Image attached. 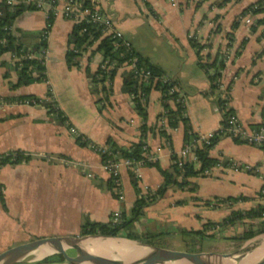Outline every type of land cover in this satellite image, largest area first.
Returning <instances> with one entry per match:
<instances>
[{
    "label": "crops",
    "instance_id": "crops-1",
    "mask_svg": "<svg viewBox=\"0 0 264 264\" xmlns=\"http://www.w3.org/2000/svg\"><path fill=\"white\" fill-rule=\"evenodd\" d=\"M222 1L105 0L103 3L134 52L148 59L184 92L186 118L196 135L215 132L222 125L217 105L219 92L212 89L210 80L213 69L209 66L216 58L223 61L220 80L229 91V109L238 120L253 128L260 125L264 116V12L251 13L260 0H229L223 4ZM247 9L250 10L243 14ZM246 18L252 19V23L246 24ZM14 24L26 47L39 43L47 25L42 11H27ZM146 25L163 32L182 48L178 64L162 59L152 61L144 53L137 39L145 34ZM73 28L74 23L61 16L55 18L47 40L45 82L12 89L17 83V73L9 55L3 56L0 156L20 151L29 160L0 168V253L39 239L77 238L86 221L109 223L115 212L130 218L136 201L153 195L162 186L164 179L159 169L143 167L140 178L134 177L139 190L136 194L130 172L122 169L123 200H119L114 187L109 188L110 178L102 169L100 156L87 144H81L71 129L96 146L112 142L128 149L144 138L152 151L160 150L157 165L169 172L171 155L178 154L184 146V126L180 123L170 130L167 121H162L160 92L152 91L149 96L148 131L142 135L143 121L134 110L132 97L121 91L125 70L117 72L111 91L93 87L87 71L95 74L103 61L97 51L99 43L82 54L78 66L68 65L67 54L72 49L68 40ZM189 35L203 47L201 62L190 45ZM28 97L54 101L64 120L50 114L44 103L20 104L19 99ZM162 129L170 142L160 135ZM209 157L264 166V144L251 146L222 138ZM189 183L183 190L170 188L163 197L167 200L165 204L176 210L188 226L187 231L202 230L208 222L220 223L231 211H248L264 204L262 175L216 170L210 177L191 178ZM228 198L243 200L214 208L205 204ZM159 206H163L162 199L143 213ZM140 218L134 225L138 234L150 229L148 224L140 223ZM211 231L214 230L206 233L210 235Z\"/></svg>",
    "mask_w": 264,
    "mask_h": 264
},
{
    "label": "trees",
    "instance_id": "trees-1",
    "mask_svg": "<svg viewBox=\"0 0 264 264\" xmlns=\"http://www.w3.org/2000/svg\"><path fill=\"white\" fill-rule=\"evenodd\" d=\"M229 0H223L222 4ZM256 9L252 10V13H262L264 12V0H260L257 2ZM253 7V8H254ZM251 9V8H250ZM243 12L245 14L248 10ZM0 10L3 12V17L0 19V38L5 39V45H0V56L12 52L19 55L21 52L26 50V46L23 45L20 38H14L7 36L6 33L3 31L5 26H9L14 24L16 19L21 16L23 13L27 11H35L32 8H25V7H15L12 10H9L8 7L5 5V0H2L0 3ZM53 18L49 19V23H54ZM262 22V21H261ZM89 29V26L86 25H74L73 31L69 37V45L72 46V49L69 50L67 54V63L71 66H78L79 65V58L82 56L84 52H86L90 47H92L95 42L100 40V36L98 34L93 35V39H89L86 34L82 33L84 28ZM41 36V35H40ZM40 39V37H39ZM190 45L196 51V55L198 61L201 62L202 58L200 56V52L203 49L195 40H189ZM40 47H47L46 43H38L36 46L32 47L35 51L40 49ZM97 51L101 53L103 57V61H107L110 65H114L118 68L119 65L123 63V59L120 58L119 50H115L113 47V43L109 38H104L99 41V45L97 47ZM134 54L138 57L139 65L146 68L151 73V78L148 83H138V81L134 78V75L130 72H126L123 77V84L121 91L124 94H127L132 97V102L134 105V110L138 113V116L142 119L143 124L141 126V133L146 134L148 131L146 122H147V103L150 94L152 91H158L161 94V101L163 110L166 114L163 113V116L167 119L168 128L170 130H175L179 124L181 123L184 126V146H187L191 149L193 154L197 157L200 166L197 167L193 162H187L182 168H178L176 164L172 163L171 171H164L159 168L157 163L148 165V167H157L160 171L161 176L164 179L162 186L153 194L148 195L147 197H143L136 201L132 214L130 218L122 217L120 223L113 224L112 222L109 223H90L86 221L83 226L81 227L80 236H101V237H119L125 238L132 241H140L141 238L147 239L146 236H141L134 231V225L137 220L142 216L143 210L150 205L154 204L156 201L161 200L166 192L170 188H178V189H186L190 186L189 179L199 177L201 173L214 165L217 161L211 159L209 157V153L211 149L217 144V142L225 137L215 136L212 140L210 145H203L202 147H198L195 145L197 136L192 132L187 118H183V112H185V108L181 104H175L172 108L169 104L170 101H175V95H169V90L176 86L177 84L172 80L168 83H162L157 80V78L164 76L162 71L152 64L149 63L148 59L140 57L137 53ZM21 67L18 66L13 67V70L17 73V83L12 86V89H16L22 86H28L34 83L45 82L46 75H45V65L43 66L38 61H22ZM213 69L212 75H210V80L212 83V89L215 91L217 89L214 82L221 77V71L224 68L223 61L219 59H215L209 68ZM117 68L114 71H110L109 73H104L100 69L95 74H91L89 71L88 77L91 80V83L94 88L100 87L103 91H111V87L105 86V82L108 80L113 82L114 77L116 76L118 70ZM101 76V79L97 81L96 77ZM49 97L51 95H48ZM29 99H36L32 97L22 98L21 100H29ZM38 100V99H36ZM144 101V102H143ZM44 106L48 109L49 113L54 115L55 117L62 119V115L58 110L52 108L51 104L48 102H43ZM225 101L218 99L217 105L220 109L221 114L223 117H226L227 114L233 113L231 109L225 112L224 107ZM145 105V106H144ZM224 125V121L222 122ZM256 128V127H253ZM160 135L170 142V137L168 134L162 129ZM144 137V136H142ZM79 141V140H78ZM80 142V141H79ZM83 144V143H81ZM145 144L144 138H142L139 142L131 145L130 148H121L113 144L112 142H107L106 146L108 147L109 151L113 154H117V157L131 159V160H139L142 158V147ZM106 156H101V160L104 162ZM172 161L175 160V155L172 154L171 157ZM29 160V157L26 156L24 153L20 151L10 152L5 155L0 156V168L7 166V165H19L22 163H26ZM130 177L132 179V184L134 186L136 194H138L139 190L137 188L136 180L132 173H130ZM109 188H113L112 181H109ZM193 191L192 188H189ZM243 199H233L228 198L230 204L236 203ZM213 202H219L220 200H215ZM206 205H210L211 202H205ZM231 207V206H230ZM244 221H257L258 224L256 228L249 229L248 231H244L241 237L238 238L240 242H247L259 235L264 234V204L258 205L256 208L250 209L248 211H231L228 217H226L220 223H206L202 230L198 231H187L183 230L181 232L182 237L184 240L190 238L192 245H195L197 240H201L204 237H212L213 235H209L206 232L208 230H216V228L225 229L230 226H234L237 223H242ZM123 233V235H122ZM152 238V236L148 237ZM142 243L148 244L147 241ZM197 252L195 249L192 252ZM63 258L60 255H50L49 257L44 258L42 261L37 262L35 264H54V263H62Z\"/></svg>",
    "mask_w": 264,
    "mask_h": 264
},
{
    "label": "built area",
    "instance_id": "built-area-1",
    "mask_svg": "<svg viewBox=\"0 0 264 264\" xmlns=\"http://www.w3.org/2000/svg\"><path fill=\"white\" fill-rule=\"evenodd\" d=\"M104 1L105 0H5V5L9 10L12 11L15 7L22 6L25 8H32L35 11L44 12L47 25L41 33L39 43H46V45L52 27V24L49 23L50 18L55 19L56 17L61 16L62 18L74 23V25L83 24L89 26V29H87L86 27L82 30L83 34H86L89 39H93L94 34H98L100 36V40L109 38L113 43L114 49L120 51L119 56L121 59H123V63L119 65L118 68L114 65H110L107 61L102 62L99 67L101 71L106 74L110 71H114L116 68L118 71L125 70L126 72L132 73L138 83H148L151 78V73L146 68L139 65L138 57L134 54L131 43L118 29L117 23L110 12L103 6ZM253 9L255 10L256 7H254ZM2 17L3 12L0 10V19ZM245 23L251 24L252 19L246 18ZM3 31L7 36L19 38V34L15 27V24L5 26L3 28ZM188 39L195 40L193 35H189ZM100 40L95 43H99ZM5 42V39L0 38V45L4 46ZM6 54L9 55V60L12 68L15 66H18L20 68L22 61L33 60L40 62L44 66L48 59L47 47H40V49H38L37 51L32 49V47H27L26 50L21 52L19 55L12 52ZM4 55L0 56V67L4 65ZM96 79L97 81H99L101 79V76L96 77ZM157 80L165 84L172 81L166 76L159 77L157 78ZM112 84L113 82H110L108 80L105 82V86L107 87H112ZM214 84L216 85L217 91L219 92V99L225 101L224 111L226 112L229 108V91L227 87H225L221 83L220 78H218L214 82ZM169 95L176 96L175 101L169 102L172 108L175 106V104L178 103L181 104L183 108L186 107L185 94L178 85L173 86L169 90ZM43 102L44 101H41L40 99H29L21 100L20 104L26 106H38L43 104ZM47 102L51 104L52 108L57 110L54 101L47 100ZM164 114L166 113L164 112ZM163 117L164 118L162 119V121H167L165 116ZM182 117L186 118V110L185 112H183ZM223 121L224 125H221L220 129L215 132L201 135L195 134L197 136L196 141H194L195 145L198 147H202L203 145H210L211 140L215 136L230 138L234 141H238L240 143L251 146H262L264 144V116L260 125L256 128L245 127L238 120L234 113H229L226 117H223L222 114V122ZM71 133L81 143L87 144L92 151L100 156V158L103 155L106 156L104 162L102 161V169L108 174L110 180L112 181L114 190L116 191L119 200H123V193L121 190V170L125 169L128 172L132 173L136 179H139L140 169H142L143 167H148V165L157 163L158 157L160 155V150L154 152L145 143L142 147L141 159L131 160L120 158L117 157V154L111 153L106 145L96 146L94 144H89L87 140L83 136L79 135L75 129H71ZM188 161L195 163L197 167L200 166L197 157L195 156V154H193L191 149L187 146H183L182 150L175 155V160H173L172 163L176 164L178 168H182ZM78 166L79 165H76V167ZM216 170L264 176V166L248 165L232 159H220L217 160L214 165L204 170L201 173L200 177H210ZM217 205L229 206L230 203L228 201H220V203L212 202L210 204L212 208L216 207ZM121 219V214L119 212H115L112 215L111 221L113 224H118L120 223Z\"/></svg>",
    "mask_w": 264,
    "mask_h": 264
},
{
    "label": "rangeland",
    "instance_id": "rangeland-1",
    "mask_svg": "<svg viewBox=\"0 0 264 264\" xmlns=\"http://www.w3.org/2000/svg\"><path fill=\"white\" fill-rule=\"evenodd\" d=\"M137 40L138 44L143 48L144 53L148 54L152 61L162 59L175 61V63L177 62L178 64L179 59L183 56L182 48L178 44L173 43L166 34L160 32L154 27H148L146 25L145 34L140 35ZM166 202L167 200L162 198L163 206H159L161 208H153L144 211L143 216L140 218V223L144 225L148 224L150 229L146 230L142 234H139L147 237V239L141 238L140 241H147L149 245L170 251L214 254L218 256H214L212 259H209L210 261L227 260L220 257L228 255L231 257L229 259L233 260L235 264L249 254H260V256L264 255V248H260L264 240V234L244 243L238 240L244 231H248L249 229L254 230L258 224L257 221H244L223 230L216 229L211 231L210 235H213L212 237L201 238V240L199 239L196 241L195 245H192L190 241L191 239L187 238V240H184L181 234L183 230L188 229V226L184 224L181 217L179 218L176 210L171 209L170 206L165 204ZM150 236H152V238H148ZM80 237L81 236L78 238ZM193 249L197 252H192ZM66 252L69 256L75 255L73 250L66 249ZM204 259L207 260L206 257ZM42 260L26 258L21 261L20 264H35Z\"/></svg>",
    "mask_w": 264,
    "mask_h": 264
},
{
    "label": "water",
    "instance_id": "water-1",
    "mask_svg": "<svg viewBox=\"0 0 264 264\" xmlns=\"http://www.w3.org/2000/svg\"><path fill=\"white\" fill-rule=\"evenodd\" d=\"M89 239L127 241L134 243L136 247L146 252L142 258L135 261L133 260L130 263L115 261L111 263H98V264H151L154 262H156V264H161V260L166 261L169 264H195V262L199 260H203L205 257L207 258V260L212 259L214 256L218 257L217 255L214 254L176 252V251L160 249L146 243H142L139 241H132L119 237L84 236V237H80V238L77 237L72 239L70 238L39 239L23 245H19L17 247H13L11 249H8L0 253V264H20L21 261L18 259L21 255L25 253L36 252L42 248H48L50 250H53L52 255L57 254L63 258L64 262L54 263V264H92L90 258L94 259L97 258V256L87 253L82 247V244ZM66 249L73 250L75 252V255L69 256L68 253L66 252ZM128 256L132 257L134 256V254L130 253V255ZM249 256L250 255L245 256L244 258L239 260L237 264H241L242 261H244ZM220 258L229 259L231 257L228 255H223ZM247 264H264V255Z\"/></svg>",
    "mask_w": 264,
    "mask_h": 264
},
{
    "label": "bare ground",
    "instance_id": "bare-ground-1",
    "mask_svg": "<svg viewBox=\"0 0 264 264\" xmlns=\"http://www.w3.org/2000/svg\"><path fill=\"white\" fill-rule=\"evenodd\" d=\"M82 247L87 253L91 255L97 256V258H90L92 264L98 263H111L115 261H122L125 263H130L131 261L138 260L145 255V251L136 247L134 243L122 241V240H97V239H89L85 243L82 244ZM260 248H264V240L260 246ZM130 253H133L134 256L130 257ZM52 254V250L48 248H42L36 252L25 253L19 257L18 260L23 261L26 258H35L36 260H42L45 257H48ZM242 261L241 264H247L252 262L258 258H260V254L251 255ZM156 264V262L151 263ZM161 264H169L166 261L161 260ZM195 264H235L233 260H221V261H213V260H199L195 262Z\"/></svg>",
    "mask_w": 264,
    "mask_h": 264
}]
</instances>
